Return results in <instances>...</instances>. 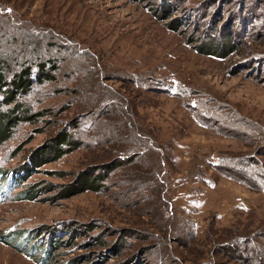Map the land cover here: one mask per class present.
<instances>
[{
  "label": "rangeland",
  "instance_id": "obj_1",
  "mask_svg": "<svg viewBox=\"0 0 264 264\" xmlns=\"http://www.w3.org/2000/svg\"><path fill=\"white\" fill-rule=\"evenodd\" d=\"M1 60L48 113L0 144V264H259L264 0H0Z\"/></svg>",
  "mask_w": 264,
  "mask_h": 264
},
{
  "label": "trees",
  "instance_id": "obj_2",
  "mask_svg": "<svg viewBox=\"0 0 264 264\" xmlns=\"http://www.w3.org/2000/svg\"><path fill=\"white\" fill-rule=\"evenodd\" d=\"M215 36L216 34L214 35V37ZM232 36L233 35L231 33H229V35L227 36L229 42L228 48H230L231 50L233 49V44L231 41ZM211 45H208L209 48H205V51L208 50L209 52H214L211 51ZM51 61L41 60L38 62L36 78H38L40 81H44L46 78H50V76L52 75L48 74L46 72V69L49 71L50 69H54L57 67V64ZM4 62L5 61L0 63V105L7 104L9 106L4 109L0 108V144L11 137L14 126L18 124L21 118L27 117L29 119H36L37 117L46 115L48 113L47 109H41L39 111H36L35 113L31 112L30 109H27L25 107L24 102L20 101V99L18 98L20 93L27 92L33 84L34 72L32 71V65L27 64L20 71L14 72L12 75H9L8 70L6 69L7 65ZM21 110L22 113L20 112ZM53 143L54 145L51 146L52 148L46 149L44 150V152L42 151L39 153L37 160L35 159L37 163L41 164L50 160L58 159L66 152H70L81 145V143L78 142L77 139H75L68 133V130H61L59 133H57V135L54 137ZM65 145L66 147H64ZM49 151L51 153L49 154V157L45 159L44 155ZM103 179L104 177L100 173H94V170L81 172L76 184L70 185L71 191H69V194H74L76 192H80L90 188L98 189L102 185L101 181ZM34 195L35 193H30L29 190L23 191L19 194V196L25 198H31L34 197ZM237 243H239V241H237ZM235 246L239 247V245ZM236 249L239 250V248ZM256 254L257 255L252 254V258L257 260L259 264H264V252L262 254L256 252Z\"/></svg>",
  "mask_w": 264,
  "mask_h": 264
}]
</instances>
